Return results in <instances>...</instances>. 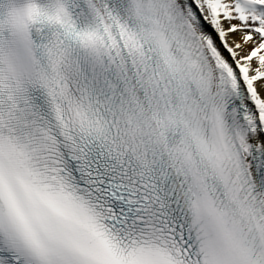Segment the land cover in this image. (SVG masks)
Segmentation results:
<instances>
[{
  "label": "snow or ice",
  "instance_id": "snow-or-ice-1",
  "mask_svg": "<svg viewBox=\"0 0 264 264\" xmlns=\"http://www.w3.org/2000/svg\"><path fill=\"white\" fill-rule=\"evenodd\" d=\"M0 264H264V0H0Z\"/></svg>",
  "mask_w": 264,
  "mask_h": 264
}]
</instances>
